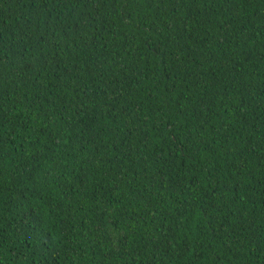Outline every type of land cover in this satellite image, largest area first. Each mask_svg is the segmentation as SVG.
Instances as JSON below:
<instances>
[{
  "label": "trees",
  "instance_id": "16d2710c",
  "mask_svg": "<svg viewBox=\"0 0 264 264\" xmlns=\"http://www.w3.org/2000/svg\"><path fill=\"white\" fill-rule=\"evenodd\" d=\"M0 264H264V0H0Z\"/></svg>",
  "mask_w": 264,
  "mask_h": 264
}]
</instances>
